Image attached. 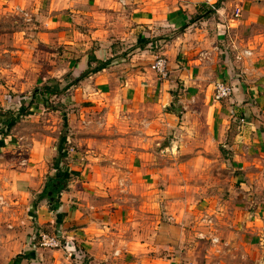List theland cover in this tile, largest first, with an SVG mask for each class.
<instances>
[{"label":"crops","instance_id":"obj_1","mask_svg":"<svg viewBox=\"0 0 264 264\" xmlns=\"http://www.w3.org/2000/svg\"><path fill=\"white\" fill-rule=\"evenodd\" d=\"M1 14L21 26L1 35L0 186L31 220L7 264H264L258 214L212 197L234 193L223 169L263 148L264 0H0ZM221 81L235 85L225 103ZM45 88L62 93L11 126ZM59 172L70 180L52 211L38 199ZM40 232L86 259L40 248Z\"/></svg>","mask_w":264,"mask_h":264},{"label":"rangeland","instance_id":"obj_2","mask_svg":"<svg viewBox=\"0 0 264 264\" xmlns=\"http://www.w3.org/2000/svg\"><path fill=\"white\" fill-rule=\"evenodd\" d=\"M20 26L21 21L19 17L8 18L4 14L0 15V52L8 46V40L5 37V39H3V36H1L4 35V31H12ZM228 100H223L218 103H225L228 102ZM260 121L262 122L260 127L263 131L264 138V119H260ZM257 125H259V123H257ZM255 130L259 131V128L256 126ZM255 139V144H258L259 140L257 137ZM260 145H262L263 148H260L253 154V158L244 169H238V171L223 169L224 173L222 175H224L225 182L229 180L230 177H234L237 180L234 186L230 183L234 193L232 194L229 187L226 186L229 183L227 181L228 183H223V189L220 194L218 196L214 194L212 197L213 200L219 203L232 202V206H236L237 203L240 205L241 203L243 208H247L249 211L253 212V214H258L260 222H257V224L264 227V139L260 142ZM227 148L228 146L226 145L223 149L228 150ZM222 159L224 161L223 156ZM241 181L243 182L241 183ZM6 201L5 191L0 186V264H7L9 259L11 257L13 258V256L21 250L22 246L26 243L27 232L29 226H31V220L27 214V209L19 207L13 208V206H9ZM206 209L207 208L204 207L199 209V211H206ZM209 216L213 219L212 213H210ZM231 223L233 222H230L228 226H230ZM203 224L206 229L211 230L214 227H212L213 224L210 225L207 224V222ZM242 251H244V249H242Z\"/></svg>","mask_w":264,"mask_h":264},{"label":"built area","instance_id":"obj_3","mask_svg":"<svg viewBox=\"0 0 264 264\" xmlns=\"http://www.w3.org/2000/svg\"><path fill=\"white\" fill-rule=\"evenodd\" d=\"M240 10L235 12V17H240ZM167 59L163 56H158L154 64H152V69L157 72L161 80L168 78ZM243 77L242 75H240ZM235 93V85L233 82L221 81L215 86L214 100L216 102H221L223 100H228L233 97ZM36 243L40 248L51 249V250H65L68 259L76 258L79 260L86 259V252L83 248L74 245L73 243L66 242L65 239L56 233L40 232L36 237Z\"/></svg>","mask_w":264,"mask_h":264},{"label":"trees","instance_id":"obj_4","mask_svg":"<svg viewBox=\"0 0 264 264\" xmlns=\"http://www.w3.org/2000/svg\"><path fill=\"white\" fill-rule=\"evenodd\" d=\"M217 6H219V4H217ZM215 11L209 9L204 17H207L208 15L213 14ZM203 16H198L195 18V20L204 18ZM93 59L90 60V63H92ZM96 61V60H95ZM111 61H107V62H98V65H96L95 68H92V66H90V69L83 74V76H81V78H79L78 80H74L73 84H78L80 80L84 79L85 77L89 76L91 73H96L98 71H101L103 69H105L107 67V65L110 64ZM58 93H62L61 91H56L50 88H45V90H41L40 92H35L33 95V101L29 104V106L24 107L21 111V113L15 117L12 118V120L10 121L11 126L14 125L18 120H20L21 116L26 115L30 108L32 107L34 101L37 99L38 95H41V97L46 101L45 95H54V94H58ZM63 157V155H62ZM61 157V158H62ZM70 180V176H67L65 174H63L62 172H59L57 175L55 176H49L47 178V182L45 184V188L43 190V192L39 195V201L41 200H48L49 202V207L52 211H57L60 207V196L61 193L66 189V186L68 184Z\"/></svg>","mask_w":264,"mask_h":264}]
</instances>
